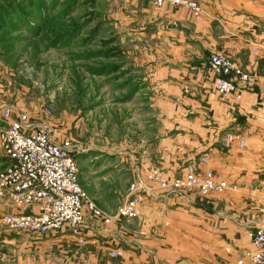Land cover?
<instances>
[{"label": "crops", "instance_id": "crops-1", "mask_svg": "<svg viewBox=\"0 0 264 264\" xmlns=\"http://www.w3.org/2000/svg\"><path fill=\"white\" fill-rule=\"evenodd\" d=\"M197 1L204 16L167 6L152 21L157 29L165 27L171 47L168 66L161 77L154 70L153 77L180 94L161 99L177 108L164 114L161 156L151 167L173 176L206 156L205 168L229 188L207 195L144 194L137 219H93L77 234L66 230L43 238L6 226L2 216L17 210L0 199V264H237L253 249L248 233L264 227V49L252 52L264 43V0ZM210 54L232 56L249 74V82L235 78L239 98L214 91ZM180 86L190 92L183 94ZM227 134L243 139L244 146L235 140L225 149ZM96 198L105 212L116 214ZM116 251L123 256L112 257Z\"/></svg>", "mask_w": 264, "mask_h": 264}, {"label": "rangeland", "instance_id": "rangeland-1", "mask_svg": "<svg viewBox=\"0 0 264 264\" xmlns=\"http://www.w3.org/2000/svg\"><path fill=\"white\" fill-rule=\"evenodd\" d=\"M194 1L202 9L199 15L169 3L158 7L151 0H0V135L6 109L28 114L34 124L49 123L56 142L69 139L78 147L80 187L111 222L122 218L119 210L132 198L182 192L160 186L183 176L189 165L200 173L211 171L205 168L206 156L173 176L151 167L161 156L164 114L177 108L161 99L180 94L153 77L154 70L162 76L171 47L165 27L157 29L152 21L163 17L167 6L204 16L205 7ZM213 55L208 56L211 71ZM181 87L183 94L190 92ZM5 161L0 149V171ZM136 183L143 188L132 194ZM96 196L116 214L99 207Z\"/></svg>", "mask_w": 264, "mask_h": 264}, {"label": "built area", "instance_id": "built-area-1", "mask_svg": "<svg viewBox=\"0 0 264 264\" xmlns=\"http://www.w3.org/2000/svg\"><path fill=\"white\" fill-rule=\"evenodd\" d=\"M162 7L169 3L190 9L199 15L202 9L194 0H151ZM264 49V43L259 44ZM216 75L215 89L220 95L240 97V87L235 78L249 82L250 76L240 70L232 56L213 55L210 60ZM4 130L0 135V149L6 159L0 171V199L10 200L15 213L2 216L3 223L10 229L28 236L45 237L49 234L68 230L77 234L80 229L95 218L108 224L111 218L97 207L94 201L82 190L79 184L78 147L69 139L54 140L53 127L43 122L31 123L28 114H14L4 110ZM239 137L228 134L224 147L230 148ZM241 146L244 140H240ZM208 160L202 158V162ZM151 180H155L151 177ZM170 192L198 190L202 194L222 193L229 188L226 181L217 180L211 171L199 172L189 165L183 176L172 181L163 180L160 186ZM143 185L132 184L131 193L141 191ZM139 200L130 199L118 213L122 218H138ZM253 249L244 253L237 264H264V227L249 231ZM113 257H122L115 252Z\"/></svg>", "mask_w": 264, "mask_h": 264}]
</instances>
